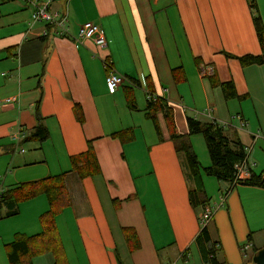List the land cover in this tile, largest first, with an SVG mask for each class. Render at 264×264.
Here are the masks:
<instances>
[{
  "label": "crops",
  "instance_id": "1",
  "mask_svg": "<svg viewBox=\"0 0 264 264\" xmlns=\"http://www.w3.org/2000/svg\"><path fill=\"white\" fill-rule=\"evenodd\" d=\"M254 4L264 24V0ZM54 10H67L74 36L82 24H98L108 48L100 50L91 41L76 44L53 30L45 37L47 25L33 23L32 9L23 1L0 0V176L6 191L69 174L72 206L57 218L66 264H169L188 262L193 251L205 264L196 242L201 213L190 204L194 189L182 154L170 139L163 113L157 115L163 141L156 129L155 136L149 133V119L139 110L143 107L135 90L145 82L173 108L179 135L188 134V118L231 124L225 127L228 137H238L245 149L252 147L249 164L254 172L257 163L251 159L264 141V64L243 67L238 60L263 56L250 0H57ZM103 60L127 78L115 94L108 92ZM202 66L212 68L213 75L203 77ZM178 69L183 70L179 77H185L179 83L173 73ZM212 80L233 82L239 99L226 100ZM128 94L137 110L128 107ZM76 104L82 107L83 124L75 115ZM37 106L49 133L42 143L31 138L38 126ZM237 115L246 127L234 120ZM20 129L26 137L18 145L12 136ZM127 130L134 131L133 142L122 144L112 137ZM144 130L148 133L141 139L139 131ZM90 142L101 171L81 179L72 172L71 158L87 152ZM142 143L149 168L143 172L137 165L136 172L147 173V178L153 174L158 202L151 211L145 202L150 191L138 188L129 161V153ZM239 187L251 191L246 201L238 193L252 246L243 259L249 260L254 250L264 248V243L256 246L255 234L259 223L264 226V189ZM204 188L208 196L205 183ZM216 204L210 200V207ZM48 208L44 195L2 205L0 264H10L6 246L17 234L42 232L40 217ZM215 213L208 226L212 242H217L210 228L214 222L216 226ZM232 259L228 264H244L234 255Z\"/></svg>",
  "mask_w": 264,
  "mask_h": 264
},
{
  "label": "trees",
  "instance_id": "2",
  "mask_svg": "<svg viewBox=\"0 0 264 264\" xmlns=\"http://www.w3.org/2000/svg\"><path fill=\"white\" fill-rule=\"evenodd\" d=\"M250 3L251 8L256 10L254 0H250ZM254 25L263 56L249 55L238 58L243 67L264 64V24L258 14L254 17ZM173 73L178 83L185 80V77L183 79H181L182 76L179 77L183 73L182 69L173 70ZM212 84L213 87L221 88L226 100L239 99L233 82L216 83L212 80ZM128 105L131 109L137 110L133 97H128ZM74 111L77 120L83 124L85 119L82 107L76 104ZM159 113L164 114L170 139L174 142L177 153L183 154L187 159L189 172L196 183V189L189 191L190 204L199 215L204 207L210 203V199L205 192L203 176L205 175L206 177L215 178L219 182L233 185L236 180V167L245 159V147L241 144L238 137L229 138L225 128L219 127V125L214 123H204L192 118L187 119L188 134L179 135L177 133V124L173 108L165 100L157 98L155 101L148 100L145 116L153 122L160 141H163V138L157 116ZM36 118L38 126L31 138L42 143L49 138V133L43 125V118L40 114L39 106L36 108ZM197 135L203 136L211 161V164L203 169L191 143V137ZM112 137L119 139L122 144L135 140L133 130L115 133ZM71 162L72 172L78 174L81 179L100 174V165L91 142L89 143V150L72 157ZM68 175L67 173L49 177L39 182L24 184L6 193L5 202L9 200L19 205L20 203L44 195L49 205L48 210L40 217V225L42 228L40 234L35 236L17 234L13 243L6 246L10 264H34L33 260L35 257L46 253H52L57 259L56 264L60 263V260L63 258V247L57 228V218L67 208L72 206V199L66 180ZM239 184L264 189V171L256 174L251 170V178L239 182ZM201 229L196 242L198 243L204 263L228 264V261L221 262L218 259L217 253L218 248L221 247V243L212 242L208 227H202ZM128 233L129 230H125L127 238L130 237V235H127ZM257 251L258 249L254 250L255 253Z\"/></svg>",
  "mask_w": 264,
  "mask_h": 264
},
{
  "label": "rangeland",
  "instance_id": "3",
  "mask_svg": "<svg viewBox=\"0 0 264 264\" xmlns=\"http://www.w3.org/2000/svg\"><path fill=\"white\" fill-rule=\"evenodd\" d=\"M71 6L72 7L70 8V13L72 12V9L73 10L75 9V3ZM252 11H254L255 15L258 14L261 17V12H260L259 8H257L256 10L254 9ZM228 57H229V55H228ZM135 92H137L139 94L138 99L142 103L141 107H143V108L139 107V110H140L141 114H143V116H144V114L147 110V107H148L147 94H145L146 92L144 91V88H136ZM122 95H123V93L118 94V96H122ZM109 101L112 104L115 103V101H113V100H109ZM128 107L131 108L129 105H128ZM138 116H140V118H142L141 115H138ZM148 122H149V133H151L152 136H155L156 133H155L154 124L151 120H148ZM143 133L145 135H147L148 132H146L145 130H144V132L139 131V135L142 136L141 139H144ZM147 138H148V136H147ZM194 138H195L194 139L195 140L194 152L198 157L201 168L202 169L206 168V167H208L206 165H208V162L210 161V157L208 154V150L206 148L204 138L202 135H197ZM133 160H134V162H133ZM146 160H147V162H146ZM181 160L183 161V163L185 164V167L187 169L188 176L190 178L189 183L191 184V188L195 190L196 189V183H195L194 179L191 177V174H190L189 169H188L187 159L183 154L181 155ZM129 161H130V164L132 165V167H134V170H135L134 174H135L136 184H137L138 188L141 190H149L150 191L149 197L144 195L147 197V198H145V197L144 198H145V202L147 203V205L150 208V211L154 210V209H152L153 205L157 206V202H158V200H157L158 196L156 195V189H155V185H154V181H153L154 177L152 174V177H151V175H149V177L147 178V176H146L147 173H143V172L148 171V168H149L148 167L149 166V159H148V153H146L145 144H143L139 150L133 149L132 154L129 153ZM252 161H255L257 163V166L253 167V169L255 170L254 172L256 174H260L262 171H264L263 170L264 169V141H263V144L261 146H260V144L257 145L255 152H254L252 159H251V162ZM137 165L142 168L141 170L143 172L141 174H140V172H136L137 171V167H136ZM251 169H252V165H251ZM146 182H149V184H146ZM204 183L206 185V191L208 193V198L211 200L212 203H215V202L218 203L219 198L221 196L227 195V201H225L224 205H221V208L215 213V215H216L215 219L217 222L216 226H215V222L213 223L212 226H210L214 240H216L217 242H221V240H222V243H223V248H218L217 256H218L219 261H221V262L228 261V260L234 261L233 259L231 260V257L234 255L237 261L243 262L244 264H250L251 262H253V257H254L255 252L253 251V253L250 254L249 260L243 259L246 256H248L252 246H251L250 240L248 239V236L250 233L247 232L248 231L247 230L248 224H247L246 212L243 208V204L241 203V201L239 199L238 193H240L241 196H243L245 201H246L248 199H251L249 196L251 194V191H247V190L242 191L241 188L239 187L240 184H238V186H235L229 192L231 184L225 183V182H219L215 178H210V177H205ZM62 216H64V214ZM65 216L67 217V215H65ZM66 217H61V218L65 219ZM263 227L264 226L262 223H259L256 226L257 230H256L255 234H256V238H257V241H256L257 247H259L260 245H263V243H264V229H263ZM240 244H241V246H240ZM245 248H247V249H245ZM65 253L66 252L64 251V254ZM47 256H49V257H47ZM200 258H201L200 254L197 251H193V255L188 260V262L180 261V262H174V263H177V264H202ZM35 260H40V264H41V262L44 264V262H46V260H47V262L52 261V264H56L57 259L53 258L52 253L51 254L47 253V254L35 257ZM65 261H66V255H65V258L63 257L60 260L59 264H66ZM57 263H58V261H57ZM174 263L171 262L169 264H174Z\"/></svg>",
  "mask_w": 264,
  "mask_h": 264
},
{
  "label": "built area",
  "instance_id": "4",
  "mask_svg": "<svg viewBox=\"0 0 264 264\" xmlns=\"http://www.w3.org/2000/svg\"><path fill=\"white\" fill-rule=\"evenodd\" d=\"M28 7L32 9V22L33 23H45L48 29L45 31L43 36L50 35V31L53 30L54 34L58 37L62 38H71L76 44L84 45L85 42L91 41L93 44L99 48L100 50H106L108 48L107 39L98 24L94 22H86L79 27V31L77 36H74L70 32L69 27V17L67 10L56 11L54 10V5L57 0H21ZM103 66L107 73L106 75V85L108 92L110 94H115L122 85L127 82V78L120 75L114 68L113 64L110 60H103ZM203 77H208L213 75V69L210 67L202 66L200 70ZM136 86L135 84H132ZM147 89V84L143 82V87ZM146 94L148 100L155 101L157 99L156 95L152 93L150 90H146ZM209 109V114H210ZM234 120H237L240 123V127H246V121L242 118V116L237 115ZM212 123L219 125V127H232L231 124H225L222 122L213 121ZM26 137V133L20 129L16 134L12 136L13 141L16 144H20L24 138ZM260 136L255 137V141ZM24 152V151H22ZM245 159L242 163L237 165L236 167V180L233 185H231L229 192L239 184V182L248 180L251 178V166L249 164V159L252 153V147H248L245 149ZM5 177L0 176V211L2 205L6 199V187H5ZM225 201H227V195L221 196L219 198L218 203L214 208L210 207L207 204L200 214V224L202 227H208L212 220L214 219V213L221 208V205H224ZM247 249V248H245Z\"/></svg>",
  "mask_w": 264,
  "mask_h": 264
},
{
  "label": "water",
  "instance_id": "5",
  "mask_svg": "<svg viewBox=\"0 0 264 264\" xmlns=\"http://www.w3.org/2000/svg\"><path fill=\"white\" fill-rule=\"evenodd\" d=\"M252 264H264V248L259 249L254 254Z\"/></svg>",
  "mask_w": 264,
  "mask_h": 264
}]
</instances>
